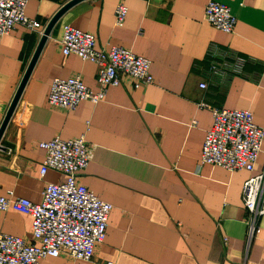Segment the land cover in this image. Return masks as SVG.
I'll return each instance as SVG.
<instances>
[{
    "label": "crops",
    "instance_id": "1",
    "mask_svg": "<svg viewBox=\"0 0 264 264\" xmlns=\"http://www.w3.org/2000/svg\"><path fill=\"white\" fill-rule=\"evenodd\" d=\"M68 0H29L27 17L41 31L16 25L0 37V125L41 33ZM209 0H82L53 27L0 140V195L11 190L33 202L47 183L64 174L39 175L40 141L85 135L89 161L78 177L112 205L103 242L91 261L65 253L40 264H264V215L248 238L243 182L264 167V141L253 173L199 166L201 147L212 124L209 107L247 109L264 128V0H214L236 18L224 33L204 18ZM127 7L115 26L114 10ZM93 33L96 48L117 45L150 60L153 83L133 88L123 76L96 104L73 110L52 107V79L79 75L97 90L99 67L64 55L61 27ZM210 44L248 58L244 73L225 86L205 81ZM204 102L208 107H199ZM88 123V125H87ZM0 232L30 239L31 218L12 209L0 212Z\"/></svg>",
    "mask_w": 264,
    "mask_h": 264
},
{
    "label": "built area",
    "instance_id": "2",
    "mask_svg": "<svg viewBox=\"0 0 264 264\" xmlns=\"http://www.w3.org/2000/svg\"><path fill=\"white\" fill-rule=\"evenodd\" d=\"M28 1L0 0V37L9 34L16 25L41 31L40 24L25 14ZM114 15L115 26L121 27L127 15L126 5L118 4ZM204 18L224 33H232L236 23L230 8L214 0L206 3ZM59 44L62 54L76 55L99 67L98 88L87 87L79 75L56 77L47 95V103L52 107L73 110L81 101L96 104L104 99L108 87L120 85L123 76L133 81L135 89L153 83L149 59L122 46L113 45L108 50L96 48L93 33L63 24ZM205 61V81L198 84L203 90L209 84L225 86L231 77L242 75L248 58L210 44ZM198 106L208 107V104L201 101ZM209 109L212 124L204 135L199 166L209 164L230 172L253 173L264 141V128L254 122L252 112L247 109ZM37 146L44 151L39 175L43 177L52 169L65 178L60 183H47L39 202L16 196L11 190L0 195V212L12 209L31 218L28 240L0 232V264H40L41 259L58 257L61 253L75 260L91 261L105 238L112 205L78 182L89 161L85 135L69 139L55 136L40 141ZM241 196L251 239L258 219L264 215V167L243 182Z\"/></svg>",
    "mask_w": 264,
    "mask_h": 264
},
{
    "label": "water",
    "instance_id": "3",
    "mask_svg": "<svg viewBox=\"0 0 264 264\" xmlns=\"http://www.w3.org/2000/svg\"><path fill=\"white\" fill-rule=\"evenodd\" d=\"M82 0H68L66 1L64 4H62L58 10L52 15V17L49 19V21L47 22V24L45 25L42 33H41V36L39 38V41L35 47V50L25 68V71L22 75V78L18 84V87L11 99V102L8 106V109L6 111V114L1 122V125H0V140H1V137L3 135V132L11 118V115L18 103V100L23 92V89L25 88V85L27 84V81L31 75V72L37 62V59L53 29V27L56 25V23L59 21V19L63 16V14L68 10L70 9L72 6H74L75 4L81 2Z\"/></svg>",
    "mask_w": 264,
    "mask_h": 264
}]
</instances>
